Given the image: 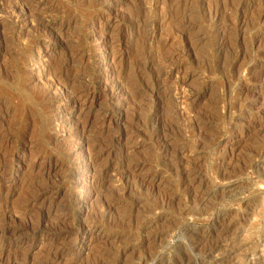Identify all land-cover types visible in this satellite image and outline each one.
<instances>
[{"label":"rangeland","instance_id":"obj_1","mask_svg":"<svg viewBox=\"0 0 264 264\" xmlns=\"http://www.w3.org/2000/svg\"><path fill=\"white\" fill-rule=\"evenodd\" d=\"M190 256L264 264V0H0V264Z\"/></svg>","mask_w":264,"mask_h":264},{"label":"bare ground","instance_id":"obj_2","mask_svg":"<svg viewBox=\"0 0 264 264\" xmlns=\"http://www.w3.org/2000/svg\"><path fill=\"white\" fill-rule=\"evenodd\" d=\"M6 211V210H5ZM5 214H3V217L5 218ZM2 217V216H1ZM8 217V216H7ZM225 217V216H224ZM221 218V217H220ZM6 219V218H5ZM182 234V233H181ZM180 234V235H181ZM183 235V234H182ZM213 251H215V248H211V249H209V250H205L203 253H201V256H200V259H202V260H204V259H206L208 256H210L212 253H213ZM156 256V255H155ZM153 257V256H152ZM161 257V256H160ZM184 257V256H183ZM155 258V257H154ZM153 258V259H154ZM176 258V257H175ZM177 258H179V257H177ZM182 258V257H181ZM162 259H164L163 257H162ZM183 259V258H182ZM157 260V259H156ZM179 260V259H178ZM199 260V259H198ZM17 261H18V259H17ZM16 260H13L12 261V263L11 264H17L18 262H17ZM161 261V260H160ZM159 261V262H160ZM171 261V260H170ZM177 261V260H176ZM196 261V259H195V257H188L187 258V260H186V262L187 263H189V264H191V263H193V262H195ZM161 262H163V261H161ZM172 263H174L175 262V260L173 261H171ZM179 262H180V260H179ZM184 262V261H183ZM201 262V261H200ZM161 264V263H160ZM171 264V263H170ZM175 264H176V262H175ZM178 264V263H177ZM182 264V263H181Z\"/></svg>","mask_w":264,"mask_h":264}]
</instances>
